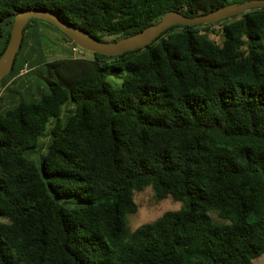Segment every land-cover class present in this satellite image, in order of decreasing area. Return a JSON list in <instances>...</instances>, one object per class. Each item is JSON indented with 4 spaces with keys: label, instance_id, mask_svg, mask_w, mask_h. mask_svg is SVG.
<instances>
[{
    "label": "trees",
    "instance_id": "16d2710c",
    "mask_svg": "<svg viewBox=\"0 0 264 264\" xmlns=\"http://www.w3.org/2000/svg\"><path fill=\"white\" fill-rule=\"evenodd\" d=\"M226 3L0 0V53L23 9L112 40L169 10ZM41 21L23 27L0 81L8 90L26 64L42 85L0 112V264H252L264 253V8L89 58L45 59ZM109 73L122 74L119 86ZM144 186L181 205L130 232L125 215Z\"/></svg>",
    "mask_w": 264,
    "mask_h": 264
},
{
    "label": "water",
    "instance_id": "95a60500",
    "mask_svg": "<svg viewBox=\"0 0 264 264\" xmlns=\"http://www.w3.org/2000/svg\"><path fill=\"white\" fill-rule=\"evenodd\" d=\"M264 8V0H243L226 3L209 12L186 16L176 10L164 12L160 18L143 29L112 40H98L74 24L61 19L48 9L29 8L17 12L12 20L7 42L0 53V81L7 75L22 39V29L30 19L43 20L63 33L74 45L90 53L116 56L125 51L141 48L151 43L161 32L173 25L192 26L215 23L239 15L250 9Z\"/></svg>",
    "mask_w": 264,
    "mask_h": 264
},
{
    "label": "rangeland",
    "instance_id": "374dc122",
    "mask_svg": "<svg viewBox=\"0 0 264 264\" xmlns=\"http://www.w3.org/2000/svg\"><path fill=\"white\" fill-rule=\"evenodd\" d=\"M227 1L229 3H232L240 2L241 0ZM36 24H39V28L41 29L40 39L43 48V57L45 59L48 60L63 56L76 57L77 54H72L70 51V48L74 47L73 44L70 41H67L57 28L43 20L41 22H37ZM218 27V25H211L206 31L207 36L214 41L218 40V35L216 34ZM105 39L109 40L111 39V37H105ZM84 52L86 58L91 57L90 52L86 50H84ZM25 69L28 70V66H26ZM29 71L32 72L30 73ZM29 71L23 72L21 73V75L15 76L7 82L6 85L8 90L0 92V94H4V96L0 100V112H2L8 105H10L14 101H17L19 99L30 100L37 96V86H42L40 84V77L38 75V67ZM28 72L29 74H27ZM121 76V73H109L106 75V80L113 86H119L121 83ZM20 81L23 83L21 84ZM28 84H31L29 90H24L22 85ZM60 118L63 119L62 113L60 114ZM42 141H46V138H43ZM132 199L137 205V209L134 213L125 215L126 228L130 232L137 226L154 220L165 211L178 210L181 205L180 202L172 200L169 196H166L165 198L160 200H156L152 195L150 186H144L141 190L134 191L132 194ZM209 215L211 216L213 221H220V219H218L213 213L210 212ZM252 264H264V253L254 258L252 260Z\"/></svg>",
    "mask_w": 264,
    "mask_h": 264
},
{
    "label": "built area",
    "instance_id": "2783aa9c",
    "mask_svg": "<svg viewBox=\"0 0 264 264\" xmlns=\"http://www.w3.org/2000/svg\"><path fill=\"white\" fill-rule=\"evenodd\" d=\"M73 46H74V47H71V48H70L72 54H73V53H76V54H77V55H76L77 58H86V57H85V54H84L85 52H84L83 49L78 48V46L76 47L75 45H73ZM25 68H26V64H24V65L22 66V68L18 71V75H21V73L26 72L27 70H26Z\"/></svg>",
    "mask_w": 264,
    "mask_h": 264
},
{
    "label": "crops",
    "instance_id": "0c3cea01",
    "mask_svg": "<svg viewBox=\"0 0 264 264\" xmlns=\"http://www.w3.org/2000/svg\"><path fill=\"white\" fill-rule=\"evenodd\" d=\"M31 30V29H30ZM28 46V45H27ZM71 51V50H70Z\"/></svg>",
    "mask_w": 264,
    "mask_h": 264
}]
</instances>
